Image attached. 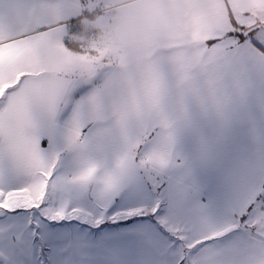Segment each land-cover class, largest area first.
I'll return each mask as SVG.
<instances>
[{
  "label": "snow or ice",
  "instance_id": "1",
  "mask_svg": "<svg viewBox=\"0 0 264 264\" xmlns=\"http://www.w3.org/2000/svg\"><path fill=\"white\" fill-rule=\"evenodd\" d=\"M0 264H264V0H0Z\"/></svg>",
  "mask_w": 264,
  "mask_h": 264
},
{
  "label": "crops",
  "instance_id": "2",
  "mask_svg": "<svg viewBox=\"0 0 264 264\" xmlns=\"http://www.w3.org/2000/svg\"><path fill=\"white\" fill-rule=\"evenodd\" d=\"M104 1V4H111L113 3V0H102ZM102 11L103 12H109V8L108 7H103L102 8ZM92 23H88L86 22L82 28H83V31H82V34L80 37H74L73 38V41H72V44L77 46L79 43H80V40L83 39L86 35H88V32L91 30V32H94L95 29L91 26ZM74 46V47H75Z\"/></svg>",
  "mask_w": 264,
  "mask_h": 264
},
{
  "label": "rangeland",
  "instance_id": "3",
  "mask_svg": "<svg viewBox=\"0 0 264 264\" xmlns=\"http://www.w3.org/2000/svg\"><path fill=\"white\" fill-rule=\"evenodd\" d=\"M102 3H104V1H102ZM101 12H102V14H107L108 13V12H103L102 10H101ZM88 23H90V22H88ZM91 26L95 29V31L91 32V30H90L88 32V34L95 33V34L99 35L100 29L96 28L93 24H91Z\"/></svg>",
  "mask_w": 264,
  "mask_h": 264
},
{
  "label": "trees",
  "instance_id": "4",
  "mask_svg": "<svg viewBox=\"0 0 264 264\" xmlns=\"http://www.w3.org/2000/svg\"><path fill=\"white\" fill-rule=\"evenodd\" d=\"M73 46H75V45H73Z\"/></svg>",
  "mask_w": 264,
  "mask_h": 264
}]
</instances>
